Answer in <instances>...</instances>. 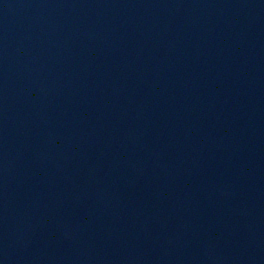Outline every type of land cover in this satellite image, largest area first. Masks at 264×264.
Listing matches in <instances>:
<instances>
[{"label": "water", "instance_id": "water-1", "mask_svg": "<svg viewBox=\"0 0 264 264\" xmlns=\"http://www.w3.org/2000/svg\"><path fill=\"white\" fill-rule=\"evenodd\" d=\"M0 264H264V0H0Z\"/></svg>", "mask_w": 264, "mask_h": 264}]
</instances>
